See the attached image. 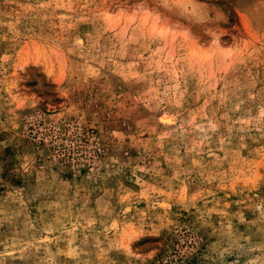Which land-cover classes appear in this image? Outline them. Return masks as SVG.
Listing matches in <instances>:
<instances>
[{"label": "rangeland", "instance_id": "1", "mask_svg": "<svg viewBox=\"0 0 264 264\" xmlns=\"http://www.w3.org/2000/svg\"><path fill=\"white\" fill-rule=\"evenodd\" d=\"M0 264H264V0H0Z\"/></svg>", "mask_w": 264, "mask_h": 264}, {"label": "bare ground", "instance_id": "2", "mask_svg": "<svg viewBox=\"0 0 264 264\" xmlns=\"http://www.w3.org/2000/svg\"><path fill=\"white\" fill-rule=\"evenodd\" d=\"M167 118V117H166Z\"/></svg>", "mask_w": 264, "mask_h": 264}]
</instances>
